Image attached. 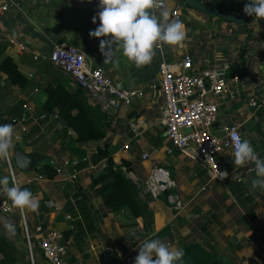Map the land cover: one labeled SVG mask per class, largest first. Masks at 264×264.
<instances>
[{
	"label": "crops",
	"instance_id": "crops-1",
	"mask_svg": "<svg viewBox=\"0 0 264 264\" xmlns=\"http://www.w3.org/2000/svg\"><path fill=\"white\" fill-rule=\"evenodd\" d=\"M13 1L10 12L0 18V43L18 63L25 56L20 68L23 72L33 71V76L28 87L11 90L14 99L11 105H3L13 106L22 101L34 110L31 102L38 88L50 80H70L48 61L56 45L77 48L91 67L102 69L117 88L134 89L138 95L128 109L104 114L109 124L108 135L99 143L76 144L73 132L68 129L65 151L60 155L56 151L64 126L59 119L46 127L39 122L27 128V132L32 134L31 142L37 140L33 148L49 155L56 165L68 159L77 160L79 164L78 158L73 156L77 150L86 152L87 165L82 168L67 167L53 180L38 179L34 172L13 171L16 183L30 190L39 199L40 205L37 212L19 211L0 190V200H6L13 209L11 214L0 211V217L15 225L14 232H9L4 222L0 221V236L11 242L20 253L28 252L30 259L29 242L33 264H47L38 252L37 242L42 234L37 233V226H42L44 230L71 231L66 241L69 264H134L139 247L145 240L151 239H160L172 247L182 248L185 252L183 258L197 254L185 249L195 244L217 257L221 264H264V189L254 186L255 164L238 167L234 164V156L223 151L215 156V161L219 174L227 172L228 175L209 182L200 165L170 149L160 124L159 109L163 96L156 83L159 51L156 50L151 64L137 68L122 55V51H116L117 46L113 44L112 50L105 53V62L101 41L110 37L89 35L100 23L97 15L99 0ZM199 1L207 8L232 16H239L249 2ZM175 6L180 7L187 39L179 46L164 45L160 51L169 61L178 60L184 54L191 56L195 70L211 67L229 76L239 75L240 97L237 101L223 102L221 123H238L243 140L250 141L258 157L264 159V19L253 15L244 25H237L207 16L194 8H186L179 0H167L168 10ZM93 16H97L95 24ZM10 41L25 46L21 56L13 55ZM1 79L4 76L0 74ZM69 83L70 90H76L71 80ZM85 97L90 106L100 109L86 93ZM248 102H254L256 107L249 106ZM137 120L146 123L140 135L134 137L129 126ZM216 135L219 136L220 132L217 131ZM35 136L38 138L35 139ZM20 140L19 128L15 125L13 145ZM105 143L118 148L113 156L116 164L122 160L128 162L127 178L137 185L140 199L153 212L152 231L148 237L143 236L141 219H133L127 209L118 213L109 212L91 187L93 177L101 171L104 162L92 164L89 158L97 146ZM22 149L32 152V147ZM144 154L147 158L143 160ZM6 164L5 160H0V178L9 177L11 185ZM155 169L167 171L175 182V189L167 191L179 196L183 204L181 210L171 208L165 194L153 198L146 192L145 182Z\"/></svg>",
	"mask_w": 264,
	"mask_h": 264
},
{
	"label": "built area",
	"instance_id": "built-area-1",
	"mask_svg": "<svg viewBox=\"0 0 264 264\" xmlns=\"http://www.w3.org/2000/svg\"><path fill=\"white\" fill-rule=\"evenodd\" d=\"M13 3V0H0V18L10 12ZM163 8L169 11L170 19L179 18L181 20L179 6L168 10L167 0H163ZM152 11L159 15L161 9ZM10 44L13 46V55L21 56L26 49L21 43L10 41ZM157 50L160 62L156 83L163 96V104L159 111L165 141L170 149L177 150L181 157L200 165L209 182L219 180L220 174L215 156L223 151L233 155V134L238 133L243 140L238 123L223 124L220 118V108L223 102L225 100L237 101L240 97V77L237 74L227 76L226 73L211 67L195 70L191 56L184 54L178 60L169 61L160 49ZM48 61L70 77L74 89H82L94 99L102 113L106 115L121 109H128L138 95L137 90L117 88L102 69L91 67L85 55L75 47L56 45ZM248 105L256 107L254 102H248ZM22 111L21 119L13 121L14 125H18L19 136L24 135L31 124L43 122V127H46L47 124L59 119L57 112L37 117L33 108L26 103L22 106ZM145 123L143 120H137L130 124L129 129L134 137L140 135V130ZM215 123L218 124L216 130L212 127ZM217 131L220 132L219 136L216 135ZM69 132L72 133L70 130ZM37 138L38 136H35V139ZM170 149L168 152L171 151ZM146 158L145 154L142 155L143 160ZM5 161L12 181L13 168L10 157ZM77 165V160H64L57 165V173H61L67 167ZM175 187L176 184L170 178L169 173L162 169L153 170L145 182V190L153 198ZM165 199L171 208L182 209L183 204L176 194L168 193ZM0 211L3 214L13 213V209L4 199L0 200ZM36 231L42 234L37 242L42 259L47 264H69L67 246L63 243V232L55 229L44 230L42 226H37ZM25 235L28 240L26 230ZM28 249L33 264L29 242Z\"/></svg>",
	"mask_w": 264,
	"mask_h": 264
},
{
	"label": "trees",
	"instance_id": "trees-1",
	"mask_svg": "<svg viewBox=\"0 0 264 264\" xmlns=\"http://www.w3.org/2000/svg\"><path fill=\"white\" fill-rule=\"evenodd\" d=\"M196 1L200 2L199 0ZM179 2L184 7L192 9L183 0H179ZM248 18L249 15L241 25H244ZM187 25L189 24L187 23ZM24 60L25 56H22L20 63ZM20 63L8 55L5 46L0 43V74L4 76V79L0 80V101L11 99L6 105H11L14 101L11 90L13 88L23 90L28 87L30 77L33 76L31 70L23 72ZM226 75L229 76L227 73ZM1 82H3V85ZM69 82L68 79L65 81L50 80L43 87L38 88L31 102L34 107V114L37 117L42 114L58 113L59 122L64 126V130L60 131L61 140L56 151L59 155L65 151L68 129L75 135L74 142L80 145L99 143L108 135L109 124L104 113L99 108L90 106L87 103L85 92L82 89L71 91ZM24 104L22 101H17L13 106L0 104V125L12 124L15 126L13 121L21 119ZM21 137L20 144L22 148L32 147L33 153H39L33 148V143L37 140L31 142L32 134L30 132ZM117 150L116 146L107 143L95 148L94 153L89 158L90 162L92 164L104 162V164L101 171L93 177L91 187L95 195L101 199L103 207L109 212L118 213L127 209L133 219H141L143 236L148 237L152 231L153 212L140 199V189L137 185L127 178L128 162L124 160L119 164L114 162L113 156ZM73 156L79 160L78 168L87 165L84 150H77ZM34 174L47 180H53L57 176V165L44 163L34 171ZM168 193V191H165L163 194L167 195ZM62 232L63 243H66L71 231L62 230ZM185 249L190 253L197 252V254L195 256H185L181 262H176V264H221L217 257L206 253L198 245L190 244ZM40 257L42 258L41 254ZM0 264H30L29 253H20L11 242L0 236Z\"/></svg>",
	"mask_w": 264,
	"mask_h": 264
},
{
	"label": "clouds",
	"instance_id": "clouds-1",
	"mask_svg": "<svg viewBox=\"0 0 264 264\" xmlns=\"http://www.w3.org/2000/svg\"><path fill=\"white\" fill-rule=\"evenodd\" d=\"M99 9V26L89 35L110 37L109 40L101 41L102 53L105 55L115 44V50L122 51V55L137 68L151 64L157 49L162 50L164 45L179 46L187 39L185 24L179 18L170 19L169 11L163 8V0H99ZM154 9H161L159 15L152 11ZM243 11L249 16L264 19V0H249ZM96 19L97 16H93L94 24ZM13 136L12 124L0 125V160L9 158ZM232 141L234 164L242 167L253 162L256 173L254 186L264 189V159L259 158L251 142L242 140L238 133L233 134ZM227 175V172H221L220 178H226ZM0 190L22 212L39 210V199L16 183L14 177L11 185L9 177L0 178ZM0 221L4 222L7 231L14 232L15 225L10 220L0 217ZM184 255L182 248L172 247L160 239L145 240L139 247L134 264H176L182 261Z\"/></svg>",
	"mask_w": 264,
	"mask_h": 264
},
{
	"label": "water",
	"instance_id": "water-1",
	"mask_svg": "<svg viewBox=\"0 0 264 264\" xmlns=\"http://www.w3.org/2000/svg\"><path fill=\"white\" fill-rule=\"evenodd\" d=\"M183 1L190 7L197 10L198 12H201L207 16L217 17L223 21L235 23L237 25H240L248 16L247 14L244 13V11L239 16H232L230 14H225L218 10L207 8L201 5L200 3H198L196 0H183ZM217 125L218 124L215 123L213 124L212 127L216 129ZM12 162H13V165L18 170L22 172H26V173H31V172L36 171V169H38L44 163H50L51 165H55V162L52 160V158L49 155L41 154V153L26 152L21 148L19 142H16L13 145ZM92 215H94L93 211H92ZM94 221H96V218H94ZM38 252H39V249H38ZM107 253L108 251L106 252V254Z\"/></svg>",
	"mask_w": 264,
	"mask_h": 264
},
{
	"label": "rangeland",
	"instance_id": "rangeland-1",
	"mask_svg": "<svg viewBox=\"0 0 264 264\" xmlns=\"http://www.w3.org/2000/svg\"><path fill=\"white\" fill-rule=\"evenodd\" d=\"M158 77V76H157ZM12 95V94H11ZM16 95V94H15ZM9 98H8V100H2V101H0V104L1 105H3V104H5V103H8L9 102ZM9 157H10V160H11V165H12V168H13V171H17L18 169L13 165V162H12V149L10 150V155H9ZM14 166V167H13ZM20 171V170H19Z\"/></svg>",
	"mask_w": 264,
	"mask_h": 264
}]
</instances>
